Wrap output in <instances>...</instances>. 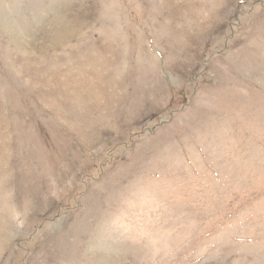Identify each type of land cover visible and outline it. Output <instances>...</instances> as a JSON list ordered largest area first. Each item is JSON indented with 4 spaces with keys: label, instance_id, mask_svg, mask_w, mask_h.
Segmentation results:
<instances>
[{
    "label": "rangeland",
    "instance_id": "1",
    "mask_svg": "<svg viewBox=\"0 0 264 264\" xmlns=\"http://www.w3.org/2000/svg\"><path fill=\"white\" fill-rule=\"evenodd\" d=\"M0 264H264V0H0Z\"/></svg>",
    "mask_w": 264,
    "mask_h": 264
}]
</instances>
